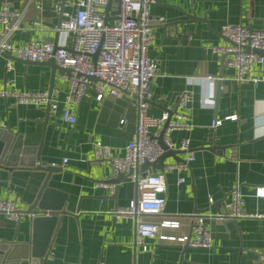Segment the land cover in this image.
Masks as SVG:
<instances>
[{
  "label": "crops",
  "instance_id": "obj_1",
  "mask_svg": "<svg viewBox=\"0 0 264 264\" xmlns=\"http://www.w3.org/2000/svg\"><path fill=\"white\" fill-rule=\"evenodd\" d=\"M62 1L35 0L33 6L27 0H0V7L9 2L13 10L26 9L10 43L15 47L32 41L53 43L59 19L75 12L71 0ZM111 7L116 16L117 8ZM150 15L162 20L151 28L148 56L157 63V72L149 85L147 99L152 104L147 113L160 117L175 106L172 119L176 113L184 114L192 128L170 134L174 150L180 151V142L188 139L190 151H181L178 160L167 158L163 170L148 172L164 171L165 205L161 214L141 219L178 221V229H160L159 235L189 237L195 215L222 214L236 186L245 211L264 215V199L255 196L256 188L264 186V83H238L235 71L227 69L213 52L228 44L220 34L224 24L264 29V0H155ZM115 16L109 18L111 24ZM2 33L0 26V37ZM57 44L70 47L71 37L59 35ZM8 61L10 72L6 71ZM263 71L264 67L255 66L252 75ZM67 76L64 72L52 76L44 64L0 55V90L59 92L52 95L58 105L55 114L46 112V106H16L11 98L0 99V124L33 150L22 160L0 163V200L13 202L22 213L40 194L49 193L52 207H62L56 212L61 222L43 264H264V219L205 220L204 229L212 237L208 250L183 249V244L158 238L146 239L145 250L136 247L134 221L112 213L127 208L138 198V190L130 177L119 185L107 182L117 173L109 163L95 161L93 145H106L111 157L123 156L135 131L137 100L123 94L97 101L90 86L79 103H67ZM218 81L221 87L215 102ZM183 92L192 97L186 110L178 106ZM65 108L75 116V125L60 120ZM232 115L237 116L235 121L224 120ZM213 120L222 123L214 128ZM150 131L156 136L154 129ZM189 156L193 161L188 169L165 171ZM32 161L34 166H30ZM100 183L107 188L99 187ZM16 222L0 213V244H29L30 221L22 219L18 229Z\"/></svg>",
  "mask_w": 264,
  "mask_h": 264
},
{
  "label": "built area",
  "instance_id": "obj_2",
  "mask_svg": "<svg viewBox=\"0 0 264 264\" xmlns=\"http://www.w3.org/2000/svg\"><path fill=\"white\" fill-rule=\"evenodd\" d=\"M34 3L35 0H27ZM118 14H113L110 7L108 16H115V22L104 23V7L108 0H71L70 6L75 9L73 14H63L59 34L65 39L71 37L70 47L58 45L55 47L50 42L32 41L22 47H15L10 43V36L20 29L26 9L16 11L9 2H4L0 7V26L3 33L0 37V55L6 54L14 59L32 63H44L54 60L55 64L63 69H69L67 76L68 92L66 102L77 104L86 95L90 86L96 93V100L102 101L106 97H119L123 94L137 96L136 126L131 140L124 148L122 157H111V149L99 142L94 143L93 152L95 161L109 163L114 173H127L136 170L145 162L153 163L163 154L158 141L153 138L159 136L168 113L160 117H151L147 111L149 104L145 102L149 94V85L157 72V63L148 56V47L151 43V28L162 19L152 18L150 7L155 0H112ZM118 1V3L116 2ZM220 34L228 44L213 49V52L223 59L227 69L235 71V80L238 83L250 82L253 84L264 83V71L260 76H253L255 66L264 67V57L252 50H264V29L250 30L241 25L224 24ZM250 49L249 53L245 48ZM98 52L95 62L93 55ZM6 71H12V63H6ZM92 79H97L93 81ZM211 80V77H206ZM215 80V78H213ZM57 90L52 92H19L13 90H0V99L11 98L16 106H49L50 112L55 114L58 105L52 100V95H58ZM192 97L189 92H183L178 97V106L186 110ZM236 115L226 117L224 120L235 121ZM60 120L69 125H75L76 118L70 110L65 108L60 113ZM124 120L120 121L123 124ZM222 120H213L212 127H218ZM0 128H5L0 124ZM192 128L188 117L176 113L171 118L164 133L163 142L167 148H174L170 134L174 131L188 132ZM151 129L156 131L152 137ZM179 150L190 151V141L183 139ZM193 157H188L183 163L168 166L165 171L181 172L188 169ZM66 160L62 161V165ZM56 167V165H51ZM131 182L138 190V198L132 201L127 208L117 209L112 214L115 218L131 219L135 223V246L146 249L145 240L158 238L162 241L177 242L192 249H210L212 237L204 229L207 219L220 220L239 219H264L262 214L247 213L244 209L243 195L239 186L230 192V200L224 204L222 214L195 215V222L191 236L172 237L159 235L160 229H178V221L163 219L159 223H147L143 216H155L162 213L165 205L164 195L167 191L164 171L161 173H133ZM183 180L180 179L179 183ZM99 187L107 188L105 184ZM255 196L264 199V186L257 187ZM212 203V200H209ZM0 213L12 221H17L21 216L11 201L0 200ZM34 217V214L31 215ZM49 216V213H45ZM102 264V263H101Z\"/></svg>",
  "mask_w": 264,
  "mask_h": 264
},
{
  "label": "water",
  "instance_id": "obj_3",
  "mask_svg": "<svg viewBox=\"0 0 264 264\" xmlns=\"http://www.w3.org/2000/svg\"><path fill=\"white\" fill-rule=\"evenodd\" d=\"M65 2L66 0H63L61 4H64ZM112 3H113L112 0H108L106 6L104 7V23L106 25L110 21L108 13ZM116 3H118V1ZM33 6H35V2L33 3ZM116 14H118V10L116 11ZM60 22H61V18L59 19V22L54 27V29L58 30L60 26ZM59 35L60 34L57 31L54 35V38L52 39L55 47L57 46V39ZM245 52L249 53L250 49L246 47ZM252 52L264 57V50H252ZM2 55L8 56L6 54H2ZM97 55L98 52L95 55H93L92 57L93 62H95ZM22 62L28 64L32 63L28 61H22ZM32 64H44L49 66L51 69L52 76H54L55 72H64L67 75H69L70 73L69 69H63L58 67L55 64L54 60L52 59L44 63H32ZM220 78L221 75H218L217 79L219 80ZM92 80L96 81L97 79H92ZM220 87L221 84L220 81H218L215 102H217L218 92L220 90ZM49 92H51V89ZM132 98L138 100L137 96H132ZM145 102L149 105L152 104V102L149 101L148 99H145ZM175 109L176 107L174 106L170 110L166 111L169 116L163 126L161 133L157 137L152 136L158 141L159 146L163 150V154L159 156L155 162L153 163L145 162L143 165H141L138 169L134 171L129 170L127 173H117L116 178L109 180L107 182L119 185L123 182L124 179L129 178L133 173L146 174L150 171L155 172L156 170H163L165 166L164 161L167 158H173L175 160H178L176 156L179 153H181V151H176L173 148L169 149L163 142V133L169 121L171 120ZM49 110L50 107L46 106V112H49ZM32 151H33L32 149H29L22 145L20 136H15L8 130L0 129V163H3V161H5V164H8V162H10L11 160L14 161H16L17 159L22 160L23 156H25L26 154ZM34 165L35 162L32 161L30 166H34ZM49 171L53 172L54 170L49 169ZM52 206L53 204L50 201L49 193H43V195L40 194V196L37 197L34 204L31 205L27 211L21 213V216L16 222L17 229L19 228L22 219H26L30 221L31 229H32L31 240L29 244L25 246L17 245L15 243H8V244L1 243L0 244V256L2 258L1 264H43L46 261L48 257V253L50 251L51 242L53 240V235L55 233L56 228L59 226L62 217L56 214V212L61 211L62 209L61 205L59 204L58 206H54V207ZM46 211L50 212L49 216H45V213H47ZM32 214H34V217L31 216ZM190 236L191 234L189 235V237ZM186 248L187 245H184L183 249Z\"/></svg>",
  "mask_w": 264,
  "mask_h": 264
}]
</instances>
